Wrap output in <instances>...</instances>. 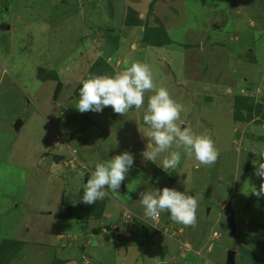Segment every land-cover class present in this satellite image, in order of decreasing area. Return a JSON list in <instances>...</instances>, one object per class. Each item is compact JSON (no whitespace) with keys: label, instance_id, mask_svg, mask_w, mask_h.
Here are the masks:
<instances>
[{"label":"rangeland","instance_id":"374dc122","mask_svg":"<svg viewBox=\"0 0 264 264\" xmlns=\"http://www.w3.org/2000/svg\"><path fill=\"white\" fill-rule=\"evenodd\" d=\"M151 29L173 43H146ZM100 59L111 75L149 65L154 84L183 105L178 123L211 136L216 163L200 165L175 145L181 161L171 173L143 158L152 92L124 116L111 106L79 112L75 91ZM259 147L264 0H0L1 264H226L230 249L236 264H264V198L251 192L261 183ZM125 150L135 159L119 193L82 203L89 168ZM166 186L198 199L194 225L167 211L156 228L144 222L154 221L139 194Z\"/></svg>","mask_w":264,"mask_h":264},{"label":"clouds","instance_id":"9594fccd","mask_svg":"<svg viewBox=\"0 0 264 264\" xmlns=\"http://www.w3.org/2000/svg\"><path fill=\"white\" fill-rule=\"evenodd\" d=\"M146 92L153 94L148 97L147 109L143 115L148 131L145 133L140 130L148 138L146 150L142 152L143 158L157 163L164 171L171 173L177 170L181 161V152L173 150L175 145L176 149L183 148L188 157L194 156L200 165H214L219 151L211 136L206 133L197 134L178 123L183 105L177 103L165 87L154 84L152 70L143 62L134 61L113 76L90 74L82 81L76 108L81 113H100L105 107L111 106L116 114L124 116L131 108L140 109L144 105ZM253 151L257 156L252 161L254 174L261 178V183L258 188L254 186L251 192L259 199L264 198V162L261 159L264 158V147ZM162 154L163 158L158 163V157ZM134 159V155L125 150L106 161H97L88 170L90 178L82 183L84 191L81 202L87 205L96 203L106 196V189L118 194L134 166ZM139 195L144 215L152 221L158 220L160 213L167 211L173 222L185 226L196 222L199 202L196 197L187 195L186 191L180 192L166 186L162 190L156 188Z\"/></svg>","mask_w":264,"mask_h":264},{"label":"trees","instance_id":"16d2710c","mask_svg":"<svg viewBox=\"0 0 264 264\" xmlns=\"http://www.w3.org/2000/svg\"><path fill=\"white\" fill-rule=\"evenodd\" d=\"M134 13V12H133ZM141 20V17H140V14L137 13V15H132L131 19L129 20V23L127 24V26L129 27H135L137 26L136 22H140ZM150 31V33L148 34L149 36L145 37L143 41H145L146 43L152 45V46H162V45H165V44H171L173 43L172 39L170 38V36H168V34L166 33L165 30L161 29V30H148ZM155 33L158 37H154L152 36V34ZM104 62L100 60H98V62H96L93 66H92V69H91V72H95L96 75H109V76H113L111 75L110 72L107 71V69H105V67L103 68V64ZM107 67V66H106ZM90 72V73H91ZM56 73L54 72H49L48 73V76L47 78L45 79H49V80H52L54 78ZM90 74H88V76L86 78L89 77ZM85 78V79H86ZM75 94L77 96H79V90H76L75 91ZM240 99H243L241 100L242 103H237L236 104V110H240L241 108V105L244 104V102H246L247 100L243 97H241ZM246 109H248L250 112H254L255 108L253 105H247L245 106ZM261 106L258 107V111H260ZM244 120H246L243 115L241 116ZM247 121V120H246ZM14 245V243H12ZM10 245V244H9ZM15 246H16V243H15ZM3 258V257H2Z\"/></svg>","mask_w":264,"mask_h":264},{"label":"water","instance_id":"95a60500","mask_svg":"<svg viewBox=\"0 0 264 264\" xmlns=\"http://www.w3.org/2000/svg\"><path fill=\"white\" fill-rule=\"evenodd\" d=\"M23 125V122L21 121H17L16 124H15V130L16 131H19L21 129V126ZM88 178H90V173L87 172L84 176V183L87 182ZM123 190L125 191V187L123 188ZM224 213H225V216H226V220L229 224V226L231 227L232 231L234 233H236V226H235V219H234V211L232 209V206L230 203H226L225 206H224ZM236 251L234 250H230L228 253H227V262L228 264H236ZM1 264V262H0Z\"/></svg>","mask_w":264,"mask_h":264},{"label":"built area","instance_id":"2783aa9c","mask_svg":"<svg viewBox=\"0 0 264 264\" xmlns=\"http://www.w3.org/2000/svg\"><path fill=\"white\" fill-rule=\"evenodd\" d=\"M128 215H129V213H128ZM129 218H130V217H129ZM146 223H147L148 225H151L152 227L156 228V227L160 224V216H159L158 220L154 221L153 223H150V222H148V221H146ZM157 229H158V228H157Z\"/></svg>","mask_w":264,"mask_h":264},{"label":"crops","instance_id":"0c3cea01","mask_svg":"<svg viewBox=\"0 0 264 264\" xmlns=\"http://www.w3.org/2000/svg\"><path fill=\"white\" fill-rule=\"evenodd\" d=\"M71 162H73V161H71ZM71 162H70V163H71ZM52 164H53V162H52ZM167 216H168V214H167ZM169 216H170V215H169ZM66 218H67V217H66ZM140 219H142V218H140ZM132 225H133V224H132ZM144 228H145V226H142V229H144ZM113 240H114V239H113ZM115 240H116V239H115ZM138 247H139V246H138ZM125 259H127V258H125ZM125 259H124V260H125Z\"/></svg>","mask_w":264,"mask_h":264},{"label":"flooded vegetation","instance_id":"af4514ba","mask_svg":"<svg viewBox=\"0 0 264 264\" xmlns=\"http://www.w3.org/2000/svg\"><path fill=\"white\" fill-rule=\"evenodd\" d=\"M169 215H170V212H168V217H167V219H170V218H169V217H170ZM230 250H233V249H230ZM230 250H228V252H229ZM234 251H235V250H234ZM228 252H227V253H228ZM236 256H237V255H236ZM226 264H228V262H227Z\"/></svg>","mask_w":264,"mask_h":264}]
</instances>
